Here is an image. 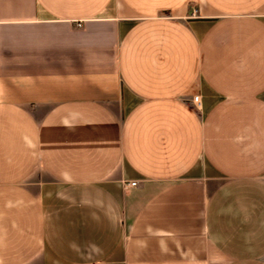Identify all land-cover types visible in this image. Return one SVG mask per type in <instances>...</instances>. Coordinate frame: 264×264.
I'll use <instances>...</instances> for the list:
<instances>
[{"label":"crops","instance_id":"0c3cea01","mask_svg":"<svg viewBox=\"0 0 264 264\" xmlns=\"http://www.w3.org/2000/svg\"><path fill=\"white\" fill-rule=\"evenodd\" d=\"M0 264H264V0H0Z\"/></svg>","mask_w":264,"mask_h":264},{"label":"built area","instance_id":"2783aa9c","mask_svg":"<svg viewBox=\"0 0 264 264\" xmlns=\"http://www.w3.org/2000/svg\"><path fill=\"white\" fill-rule=\"evenodd\" d=\"M190 104L193 108H196L198 109L199 107V104H200V98H199V95H195L193 96L191 99H190ZM125 184V187H135L136 184L135 182H128V183H124Z\"/></svg>","mask_w":264,"mask_h":264}]
</instances>
